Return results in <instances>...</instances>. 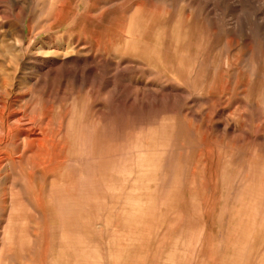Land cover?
Here are the masks:
<instances>
[{
    "label": "rangeland",
    "instance_id": "1",
    "mask_svg": "<svg viewBox=\"0 0 264 264\" xmlns=\"http://www.w3.org/2000/svg\"><path fill=\"white\" fill-rule=\"evenodd\" d=\"M0 103V264H264V0H0Z\"/></svg>",
    "mask_w": 264,
    "mask_h": 264
},
{
    "label": "bare ground",
    "instance_id": "2",
    "mask_svg": "<svg viewBox=\"0 0 264 264\" xmlns=\"http://www.w3.org/2000/svg\"><path fill=\"white\" fill-rule=\"evenodd\" d=\"M6 83L4 81V85ZM5 92L9 93L7 89ZM36 113L37 116H32ZM39 116L45 115L35 109L30 112L22 111L16 109L14 104L0 103V167L5 162L8 165V161L11 160L9 148L19 141L32 153L33 172L42 173L43 178L47 175L55 176L63 166L60 159L66 148L59 147L58 142H55L56 133L50 132L48 126L51 120L47 127H41L37 118Z\"/></svg>",
    "mask_w": 264,
    "mask_h": 264
}]
</instances>
